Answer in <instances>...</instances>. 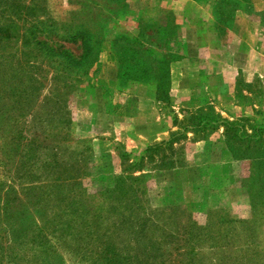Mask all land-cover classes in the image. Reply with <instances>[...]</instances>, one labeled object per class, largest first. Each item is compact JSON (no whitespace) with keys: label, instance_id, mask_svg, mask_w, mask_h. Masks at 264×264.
Masks as SVG:
<instances>
[{"label":"rangeland","instance_id":"obj_1","mask_svg":"<svg viewBox=\"0 0 264 264\" xmlns=\"http://www.w3.org/2000/svg\"><path fill=\"white\" fill-rule=\"evenodd\" d=\"M231 1L0 0V264H264V0ZM91 13L84 77L26 43Z\"/></svg>","mask_w":264,"mask_h":264},{"label":"trees","instance_id":"obj_2","mask_svg":"<svg viewBox=\"0 0 264 264\" xmlns=\"http://www.w3.org/2000/svg\"><path fill=\"white\" fill-rule=\"evenodd\" d=\"M124 0H118L116 10L107 9L108 14H114L121 16L124 14L122 7L125 4ZM203 2H209L211 0H196ZM217 4V11L214 9L213 14L216 22L219 23L218 15L224 14L226 10L237 11L239 8V2L231 0H215ZM90 22L92 26L88 24L85 20L80 21L79 24H75L72 28L68 29L65 26L57 24L55 21H37L35 25V30L32 32L30 37V42L27 44H34L35 46H40L41 50H47L49 52L50 58L53 60V65L63 66L61 71L70 78L74 80V77H84L89 74L95 63L99 60L101 54V48L103 42L107 39L109 31L103 25L101 26L99 19L101 14L91 13ZM50 23V24H48ZM217 23V24H218ZM141 25V24H140ZM66 45L77 46L80 50L78 54H74L68 50ZM30 46V45H29ZM111 50L116 54L118 60V76L119 79L126 77L127 80L137 81V82H148L140 76L144 75L148 71H143L139 69V73H129L130 71L124 67V61L122 56L121 48L129 47L135 48L138 52L143 51L144 53H149L152 50L148 46L159 49L160 46L157 44L149 43L144 38V29L141 26L137 35L133 36L126 32H117L112 40L110 41ZM140 64H143L140 63ZM139 67V66H137ZM140 68H143L142 66ZM148 69V67H145ZM60 69H57V71ZM74 76V77H73ZM77 80V79H76ZM164 142L150 146L147 150H153L161 147Z\"/></svg>","mask_w":264,"mask_h":264}]
</instances>
